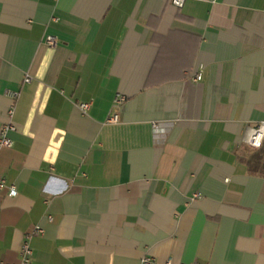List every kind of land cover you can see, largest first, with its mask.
I'll return each mask as SVG.
<instances>
[{
	"label": "crops",
	"instance_id": "0c3cea01",
	"mask_svg": "<svg viewBox=\"0 0 264 264\" xmlns=\"http://www.w3.org/2000/svg\"><path fill=\"white\" fill-rule=\"evenodd\" d=\"M262 121L264 0H0V262L264 264Z\"/></svg>",
	"mask_w": 264,
	"mask_h": 264
},
{
	"label": "built area",
	"instance_id": "2783aa9c",
	"mask_svg": "<svg viewBox=\"0 0 264 264\" xmlns=\"http://www.w3.org/2000/svg\"><path fill=\"white\" fill-rule=\"evenodd\" d=\"M173 3L177 6V7H183L185 0H173ZM46 41L47 43L52 46L55 47L58 44V39L55 35L49 34L46 37ZM198 78H201V75L198 76ZM31 77L28 76L26 77V81H30ZM9 96H11L14 100H17L19 97V92L18 91H9L8 92ZM125 99V97L122 94H118L116 99H115V104L119 105L123 102V100ZM91 106L90 102H82L80 103V108L83 111H87ZM15 112V105L13 104L10 108H9V115L10 117H13V114ZM119 120V115L118 113H114L109 121H118ZM15 129V125L12 122H9L7 124H5L1 130L0 133V149L4 148V147H11L13 146V139L9 136V132L11 130ZM244 142L253 146V147H261L264 143V121L260 122L257 125L251 126L248 128V130L246 131V134L244 136ZM6 187H9L10 190V195L15 196L17 195V188L15 185H11L8 186L7 185V181L6 178L4 177H0V189H4ZM43 230L37 226V228L34 230L33 233L27 235L22 243V247H21V260L18 263H3L0 262V264H35L34 262V258H33V248L30 244V238L32 236V234L36 233V232H42ZM144 264H157L156 261H154L153 258L151 257H145L143 260ZM170 264V263H168ZM191 264H198V263H191Z\"/></svg>",
	"mask_w": 264,
	"mask_h": 264
}]
</instances>
